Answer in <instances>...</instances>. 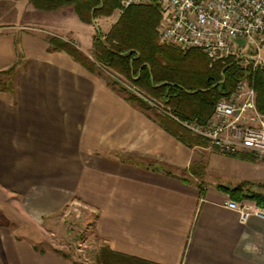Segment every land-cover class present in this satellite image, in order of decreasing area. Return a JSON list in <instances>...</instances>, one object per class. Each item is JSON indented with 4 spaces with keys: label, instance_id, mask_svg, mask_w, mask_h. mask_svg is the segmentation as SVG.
I'll return each mask as SVG.
<instances>
[{
    "label": "crops",
    "instance_id": "crops-1",
    "mask_svg": "<svg viewBox=\"0 0 264 264\" xmlns=\"http://www.w3.org/2000/svg\"><path fill=\"white\" fill-rule=\"evenodd\" d=\"M11 4L0 7V72L17 51L21 59L13 92H0V213L18 229L0 224V264H74L35 248L37 227L73 205L92 213L97 240L117 253L154 264H264V219L242 221L221 190L264 184V164L208 145L188 149L155 119L161 112L142 111L66 53L49 51L47 36L86 43L89 26L72 9ZM88 47L77 49L86 55ZM197 162L203 180L187 172Z\"/></svg>",
    "mask_w": 264,
    "mask_h": 264
},
{
    "label": "trees",
    "instance_id": "trees-1",
    "mask_svg": "<svg viewBox=\"0 0 264 264\" xmlns=\"http://www.w3.org/2000/svg\"><path fill=\"white\" fill-rule=\"evenodd\" d=\"M20 1V0H15ZM35 9L56 12L72 7L83 24L102 16L109 17L119 8V0H27ZM160 20L156 6L132 7L125 10L117 23L105 37L96 36L93 41V61L83 55L71 43L56 37H47L49 51L64 52L85 70L99 77L108 70L128 82L139 92L129 91L113 77L106 85L144 112L153 111L150 103L161 108L155 119L175 140L188 149L207 148V142L193 138L172 118L180 121L205 123L213 114L218 101L228 97L237 83L246 76L256 94V107L264 114V70L243 67L233 57L211 61L201 52L193 50L183 53L174 47L160 46L156 28ZM21 54L17 51V62L0 72V92H13V76L19 65ZM145 97L148 101L144 100ZM205 164H191L188 173L203 180ZM201 195L202 185H198ZM264 184L242 183L234 189L222 188L233 202H252L264 210V194L259 190ZM96 264H154L145 260L111 251L102 247L96 256Z\"/></svg>",
    "mask_w": 264,
    "mask_h": 264
},
{
    "label": "built area",
    "instance_id": "built-area-1",
    "mask_svg": "<svg viewBox=\"0 0 264 264\" xmlns=\"http://www.w3.org/2000/svg\"><path fill=\"white\" fill-rule=\"evenodd\" d=\"M148 4L159 10V45L181 52L197 50L211 61L247 45L253 68L262 65L264 0H119L121 10ZM172 119L220 155L247 153L264 164V114L258 111L254 89L245 79L228 97L217 102L205 123ZM225 207L237 211L242 221L251 216L264 219V212L244 203L227 202Z\"/></svg>",
    "mask_w": 264,
    "mask_h": 264
},
{
    "label": "rangeland",
    "instance_id": "rangeland-1",
    "mask_svg": "<svg viewBox=\"0 0 264 264\" xmlns=\"http://www.w3.org/2000/svg\"><path fill=\"white\" fill-rule=\"evenodd\" d=\"M9 1L10 0H6V2H4V0H0V7L7 3H12L11 5L14 8L17 1L15 0H11V2ZM147 6H155V5L148 4L138 7H147ZM68 8L72 9V7H68ZM124 11L125 10H121L119 6V8L116 11H114L111 16L109 17L100 16L92 20L91 24L88 25L89 27L85 30L86 32L84 35V39L86 40L85 44L88 45L89 43H91V47H88L86 53L87 56L85 55L86 57H88V59L93 61V57H92L93 41L95 37L96 36L105 37L110 31V29L117 23V21L119 20L120 16ZM17 23L18 21L13 22V26ZM3 24L6 23L4 22ZM66 38L71 40L70 41L71 44L76 48H81V46L84 47L85 45L83 42L80 45V42H78V40L72 39L71 37L67 36ZM239 43L241 44L242 41L241 42L239 41ZM183 53H187V52H183ZM250 54L251 53L249 47L247 45H244L243 48L236 49L235 52H233L229 56H233L238 61V63L241 64V66L243 67L249 66L252 69V71L257 69L264 70V61H262V65L260 67H257L255 69L253 68V65L251 64V58H248L250 57ZM229 56L223 59H226ZM100 74L103 80L111 76L118 83L123 85L126 89L139 95V92L131 85L130 82H128L123 77L108 70H104ZM1 79H3V81L5 80L4 78ZM244 79L248 81L247 76ZM142 98L149 102V100H147L145 97ZM150 104L156 111L161 112V108L158 105L152 103ZM192 137L195 139L203 140L198 137H194V136ZM209 153L210 152L208 151L201 152V157L204 161L206 160ZM91 214L92 213L88 212V210L84 209L83 207L73 205L66 211L55 215L51 220L45 221L44 224L37 227L38 228L37 230L33 227L30 228L29 226L27 227V229L30 230L29 232L32 231L34 233L36 230L37 235L40 237V239H42V241L39 240L41 243L35 245V248H37L38 250L42 249V250L58 251L61 254L66 255L69 258V260L74 264H96V256L100 252L101 248L104 246H102V244L99 243V241L95 236L92 226L93 215ZM1 223L2 226H4L7 229L10 230L18 229L12 222L7 220L2 213H0V224Z\"/></svg>",
    "mask_w": 264,
    "mask_h": 264
}]
</instances>
